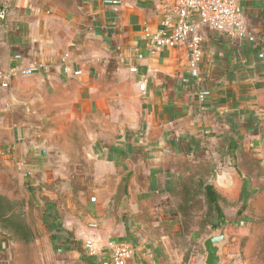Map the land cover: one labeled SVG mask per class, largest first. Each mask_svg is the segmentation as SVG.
Here are the masks:
<instances>
[{
	"label": "crops",
	"instance_id": "obj_1",
	"mask_svg": "<svg viewBox=\"0 0 264 264\" xmlns=\"http://www.w3.org/2000/svg\"><path fill=\"white\" fill-rule=\"evenodd\" d=\"M176 1L0 0V151L42 183L44 231L0 236V264H107L115 242L203 264L224 222L219 264H264V0H238L253 40L202 29L200 80L183 44L149 50Z\"/></svg>",
	"mask_w": 264,
	"mask_h": 264
},
{
	"label": "built area",
	"instance_id": "obj_2",
	"mask_svg": "<svg viewBox=\"0 0 264 264\" xmlns=\"http://www.w3.org/2000/svg\"><path fill=\"white\" fill-rule=\"evenodd\" d=\"M117 3L118 0H107ZM7 7L0 4V19H6ZM243 10L238 0H178L162 16L159 27L154 32L145 31L149 39L151 53L161 48H172L183 44L188 52L187 73L190 77L200 80L202 29L239 36L253 40L249 36L244 24ZM141 57L140 54L137 55ZM35 66L17 68L22 75L35 71ZM5 84V83H4ZM139 91L145 90V84L140 83ZM202 97V95H199ZM10 153V149H6ZM89 248V246H86ZM131 254L130 247L122 242L111 243L107 264H126Z\"/></svg>",
	"mask_w": 264,
	"mask_h": 264
},
{
	"label": "rangeland",
	"instance_id": "obj_3",
	"mask_svg": "<svg viewBox=\"0 0 264 264\" xmlns=\"http://www.w3.org/2000/svg\"><path fill=\"white\" fill-rule=\"evenodd\" d=\"M30 141L32 138L27 142ZM41 145L39 141H36L33 150ZM6 148L1 149L5 150ZM12 161L13 159H9L7 153L0 151V236L27 240L32 234L43 235L44 233L38 227L40 209L36 206L37 200L34 197V194H38L43 186L41 182H38V185L35 184L34 171L29 169L28 165L20 170L16 165L9 166V163L15 162ZM45 170H48V166L44 170H40L42 176L49 174ZM39 180L41 181V178ZM36 189L39 191H35ZM7 194H11V197ZM193 219V216H190L186 220L189 223L192 221L193 224ZM29 228L35 230L31 231Z\"/></svg>",
	"mask_w": 264,
	"mask_h": 264
},
{
	"label": "water",
	"instance_id": "obj_4",
	"mask_svg": "<svg viewBox=\"0 0 264 264\" xmlns=\"http://www.w3.org/2000/svg\"><path fill=\"white\" fill-rule=\"evenodd\" d=\"M43 153V152H42ZM228 222H224L218 230L210 232L203 240L202 246L205 252L203 264H219L220 250L222 244L226 242V226Z\"/></svg>",
	"mask_w": 264,
	"mask_h": 264
},
{
	"label": "trees",
	"instance_id": "obj_5",
	"mask_svg": "<svg viewBox=\"0 0 264 264\" xmlns=\"http://www.w3.org/2000/svg\"><path fill=\"white\" fill-rule=\"evenodd\" d=\"M250 46H253V43ZM253 48L255 49V47H253ZM190 84L193 86H196L195 82H191ZM199 92L205 94V92L207 93L208 91L202 90V88L199 86ZM231 122L233 123L232 120H231ZM236 149H237V143L234 140H230L227 149L224 152H220V153L221 154H227L230 157H235V150ZM205 193H206L207 200L210 203H215L216 193L213 191V189L209 185L205 186ZM217 216H218V225H219L223 221V217H222V214L219 212V209H218ZM218 225H216L215 227H217ZM23 240H25V239H23Z\"/></svg>",
	"mask_w": 264,
	"mask_h": 264
}]
</instances>
